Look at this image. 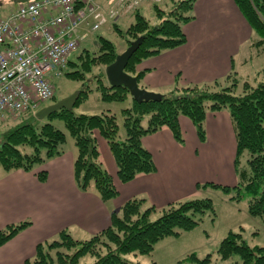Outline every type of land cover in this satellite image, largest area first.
<instances>
[{
    "label": "trees",
    "instance_id": "trees-1",
    "mask_svg": "<svg viewBox=\"0 0 264 264\" xmlns=\"http://www.w3.org/2000/svg\"><path fill=\"white\" fill-rule=\"evenodd\" d=\"M196 0H181L172 3L170 10L156 6L159 24L151 25L144 16L135 12V22L123 32L133 40L144 37L139 50L131 58L126 73L138 78L137 65L183 45L186 36L183 25L194 19L193 8ZM242 13L256 32L258 38L253 47L264 51V0H235ZM129 37V36H128ZM100 56L94 61L106 66L115 62L118 54L114 43L104 37L98 38ZM261 51V52H263ZM93 61V62H94ZM69 61V66H71ZM91 67L65 72V75L82 82L79 106L90 93L92 83L88 73ZM257 85L241 81L231 73L226 79L206 84L203 87H177L173 92L163 95L157 102H135L124 87H111L104 74L96 77L95 91L106 103H123L132 99L131 106L121 111L122 126L117 114L108 109L98 115L76 114L74 110L63 109L44 121L35 115L23 118L16 127L0 133V169L4 171H32L38 163H43L63 152L67 142L64 132L54 127L49 121L61 119L78 151L74 164V174L78 187L82 191L91 189L103 201H110L118 196L113 177L103 168L96 138L99 133L108 143L118 166V177L122 183L133 181L138 175L151 174L156 171L152 154L143 146L142 139L163 128H168L174 138L183 143L179 119L189 118L197 129L198 136L205 140L204 124L209 112L227 111L230 115L237 139L235 167L238 183L234 187L216 183H207L202 188L221 189L226 193L233 190L236 195L231 199L240 201L249 197L248 210L252 217L264 216V69L258 73ZM142 88V87H141ZM86 97V98H85ZM85 98V99H84ZM19 120V121H20ZM125 132L121 134V128ZM32 151L24 152L20 146ZM27 149V148H26ZM29 149V150H30ZM247 153L246 166L241 165L242 156ZM45 180V171L38 174ZM145 200L133 199L122 208L121 215L113 213L112 224L106 230L93 235L85 241L76 240L67 231L60 233L59 240L40 244L33 261L26 264H80L85 256L95 258L93 264H159L153 256L156 245L170 237H181L196 229L201 217L207 212L214 213L213 201L208 198L192 199L169 205L161 210V216L151 220L152 214L159 211L155 207L144 209ZM29 223L9 226L0 231V247L9 242L16 234L25 229ZM62 249L66 251H62ZM74 250L72 254L68 251ZM105 250L104 254L101 251ZM53 251L56 253L53 254ZM226 264H264V247L250 246L239 233L230 232L217 246L215 252ZM129 255L139 258L149 257L145 261H133ZM212 255L200 259L191 253L178 264H209Z\"/></svg>",
    "mask_w": 264,
    "mask_h": 264
},
{
    "label": "crops",
    "instance_id": "crops-1",
    "mask_svg": "<svg viewBox=\"0 0 264 264\" xmlns=\"http://www.w3.org/2000/svg\"><path fill=\"white\" fill-rule=\"evenodd\" d=\"M108 1L100 0L98 4L105 6ZM175 1L181 0H137L136 11L145 17L146 10L156 12L159 2L172 4ZM192 13L194 19L182 26L186 36L183 45L137 65V72L143 73L140 87L165 95L164 89L179 82L182 87L212 84L226 79L236 69V58L242 56L243 51L260 52L253 47L257 34L235 0H196ZM108 24L109 21L101 29ZM115 24L108 26L113 28ZM242 61L243 65L248 62L245 57ZM179 124L182 134L190 133L189 141L184 138L183 143L178 142L168 128L145 136L142 143L152 154L156 171L138 175L129 183L120 181L118 166L107 141L96 135L99 160L113 177L119 193L107 202L95 190L82 191L78 187L74 174L78 151L74 143L63 147L62 154L40 167L45 168V180H41L39 171L34 169L0 171V231L29 223L0 247V264L33 261L38 246L55 240L63 231L79 240L88 239L109 228L113 213L121 215L122 208L130 200H145L144 208L155 207L160 212L171 204L201 196L207 191L202 189L203 183L214 181L215 176L230 174L238 178L235 167L237 139L227 111L207 114L203 141L189 118L180 117ZM228 139L235 146V152L232 147L228 163L223 164L225 149L221 146L225 147ZM185 234L162 240L154 252L162 242L181 239ZM195 249L187 247L181 256H177V251L169 252V258H174V264H178L187 255L197 253Z\"/></svg>",
    "mask_w": 264,
    "mask_h": 264
},
{
    "label": "rangeland",
    "instance_id": "rangeland-1",
    "mask_svg": "<svg viewBox=\"0 0 264 264\" xmlns=\"http://www.w3.org/2000/svg\"><path fill=\"white\" fill-rule=\"evenodd\" d=\"M33 0H0V18L8 16L12 12H14L20 4H25ZM100 2V0H97ZM134 3V0L133 2ZM102 5L101 3L99 4ZM107 5V6H106ZM105 6H101L104 9V12L109 17V24L117 25V28L121 29L125 32L132 23L135 22V12L137 10V6L130 9L128 6H124V4L120 0H109L108 4ZM161 9L170 10L172 8V4L159 2L157 4ZM106 8V9H105ZM132 15L130 18H125L127 15ZM145 17L150 21L151 25L159 24L160 20L156 17V12H150L146 10L144 12ZM132 20V21H131ZM107 25L94 36H88L85 41H83L79 47V49L70 56L71 66L66 69V72H72L74 69H82L84 65L86 67H91L92 73H88L87 77L90 78L92 85V93L88 95V97L80 103L79 106L74 108V112L76 114H87V115H98L102 112L110 109L112 112L117 114L120 119V125L122 126V117L121 111L131 106L132 99L129 98L127 101L123 103H106L101 100L100 94L95 91L96 87V77L100 74H105V70L108 66L104 64H98V61H94L100 56L98 38L104 37L114 43L116 53L121 55L124 53L131 45L132 42L136 41L133 40L130 35H125L124 33L120 34L116 31V27L110 28ZM129 36V37H128ZM258 36L256 35V39ZM258 49V48H257ZM259 50V49H258ZM258 53L255 49H250L246 53L243 51L242 56H237L236 58V69L232 73L237 76V78L241 81L247 80L253 85H257L260 81L258 76V72L264 69V51L259 50ZM263 51V52H261ZM245 55V56H244ZM247 58L248 62L243 65V58ZM94 61V62H93ZM113 64V63H112ZM110 66V65H109ZM66 74V73H65ZM63 75L60 79H55V95L52 101L44 103L41 107L44 108L49 105H53L60 100L74 94L75 92H79L82 88V82L75 81L74 79L68 77V75ZM135 77L134 75H131ZM181 78V77H179ZM107 79V78H106ZM108 82V81H106ZM205 84L199 85V87H203ZM177 87H182L180 82L178 85L173 86L171 88L164 89L165 95L173 92ZM149 91V90H148ZM156 93L154 91H150ZM169 92V93H168ZM167 93V94H166ZM161 94V93H158ZM130 96V95H129ZM131 97V96H130ZM40 108V109H42ZM222 112V111H221ZM220 113V112H219ZM34 115V112L31 114H25L16 119H9L7 121L0 122V133L5 132L8 129L16 127L20 124L23 118H28ZM185 117V116H184ZM22 121H21V120ZM20 120V121H19ZM47 121V120H46ZM54 127L64 132L67 136V142L64 147L67 145L70 146L73 143L75 144L73 138L70 136L69 132L67 131L64 122L61 119L54 118L49 121ZM100 135L99 133H96ZM121 134L124 136L125 132L123 127L121 128ZM190 133L185 136L182 134L183 140L184 138L190 139ZM68 143V144H67ZM25 147V146H20ZM222 149H225V159L223 160V164L228 163V154L230 149L233 147L232 141L230 142L229 139L225 141V147L221 146ZM27 148V149H26ZM28 147L22 148L24 152H30L32 149ZM235 152V146L233 147V153ZM248 159V154L245 153L241 158V165L246 166ZM49 160H46L43 163H38L34 166V170L44 171L45 168L42 167L43 164H46ZM0 171H4L0 169ZM220 171V170H218ZM234 171V168H233ZM213 174V173H212ZM214 175V174H213ZM214 181H206L203 185L207 183H216L223 186H230L234 187L238 183L237 177L232 175H228L226 177H221L220 175L215 176ZM212 180V179H211ZM202 185V186H203ZM207 189V191L201 196L194 198V199H204L208 198L213 201L214 205V213L207 212L203 217H201L200 225L191 231L189 234H185L181 239L171 238L159 244L157 248V252H154L151 256H153L157 260H161L164 264H174V258H169V252L177 251V256H181L184 252L183 249L187 247H194L196 248V254L200 259L205 258L207 255H212L211 262L209 264H226V262H222L219 256L215 253L217 250V246L220 242L228 236L230 232L239 233L242 235L243 239L250 245V246H258L264 247V216L262 217H252L249 214L248 205H249V197L244 196L240 201H233L231 198L236 195V191L233 190L229 194L222 191L221 189H214V188H202ZM166 208V207H165ZM146 209V208H144ZM162 213H154L151 216V220H157ZM182 237V236H181ZM60 236H58L55 240H59ZM91 238V237H89ZM88 238V239H89ZM76 239V238H75ZM85 239V240H88ZM52 239L49 243L55 241ZM79 240V239H76ZM81 240V241H85ZM161 242V241H160ZM206 243V244H205ZM62 251H66L62 249ZM74 250L68 251L69 254H72ZM106 251L102 250L101 254H104ZM56 252L53 251V254ZM150 257V256H149ZM149 257H142L139 258L135 257L134 255H129V259L133 261H147L150 259ZM54 263L56 264L57 256H53ZM95 258L91 256H85L80 264H93L95 262ZM145 260V261H144ZM149 261V260H148ZM147 261V263H148ZM148 264H151L150 262Z\"/></svg>",
    "mask_w": 264,
    "mask_h": 264
},
{
    "label": "built area",
    "instance_id": "built-area-1",
    "mask_svg": "<svg viewBox=\"0 0 264 264\" xmlns=\"http://www.w3.org/2000/svg\"><path fill=\"white\" fill-rule=\"evenodd\" d=\"M108 21L97 0H33L0 18V122L52 101L70 56Z\"/></svg>",
    "mask_w": 264,
    "mask_h": 264
},
{
    "label": "water",
    "instance_id": "water-1",
    "mask_svg": "<svg viewBox=\"0 0 264 264\" xmlns=\"http://www.w3.org/2000/svg\"><path fill=\"white\" fill-rule=\"evenodd\" d=\"M145 38L140 37L136 41L132 42L130 47L121 55H118L115 62L108 66L105 70L106 78L111 87H124L128 90L131 98L137 102H157L163 98L162 94L153 93L140 87L138 78L126 73V68L134 56V54L142 46ZM80 97V92L60 100L59 102L46 106L39 110L35 117L39 121H44L53 114L66 109L69 111L74 110L76 103Z\"/></svg>",
    "mask_w": 264,
    "mask_h": 264
}]
</instances>
